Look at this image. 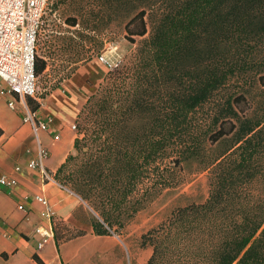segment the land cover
I'll use <instances>...</instances> for the list:
<instances>
[{"label": "trees", "instance_id": "16d2710c", "mask_svg": "<svg viewBox=\"0 0 264 264\" xmlns=\"http://www.w3.org/2000/svg\"><path fill=\"white\" fill-rule=\"evenodd\" d=\"M136 1L126 38L144 39L80 110L76 154L52 178L97 214V235L120 234L142 206L140 187H169L183 162L197 160L209 197L142 237L153 248L147 264H264V0L114 4ZM49 66L36 57L35 74ZM27 103L33 113L41 105Z\"/></svg>", "mask_w": 264, "mask_h": 264}, {"label": "crops", "instance_id": "0c3cea01", "mask_svg": "<svg viewBox=\"0 0 264 264\" xmlns=\"http://www.w3.org/2000/svg\"><path fill=\"white\" fill-rule=\"evenodd\" d=\"M108 70L93 59L40 99L36 123H46V129L25 120L26 109L17 98L0 96V177L17 180L14 188L0 192V264H39L35 257L44 264H141L122 235H97L93 209L52 178L74 152L80 108ZM13 100L15 107L9 105ZM42 150L48 153L42 165L49 179L32 167ZM38 227L42 232L36 234Z\"/></svg>", "mask_w": 264, "mask_h": 264}, {"label": "rangeland", "instance_id": "374dc122", "mask_svg": "<svg viewBox=\"0 0 264 264\" xmlns=\"http://www.w3.org/2000/svg\"><path fill=\"white\" fill-rule=\"evenodd\" d=\"M115 1L49 0L46 21L48 26H44L42 31L39 56L48 58L50 66L37 80L41 92L47 88L48 95L52 91V85L57 83L59 78L67 74L71 77L78 67L93 59L97 60L100 55L106 56L114 66H117L127 62L135 53L144 38L137 37L136 42L131 43L126 38L125 27L131 16L138 11L140 3L136 1L131 6L127 7L126 4L120 8L114 4ZM53 13L58 15L61 23L54 18ZM151 13L149 11V15ZM69 17H77L79 25L64 26L63 22L66 23ZM148 22V29L151 32L153 24L149 18ZM148 36L149 34L146 37ZM65 38L72 41L71 46L66 45ZM173 177L174 182L169 187L145 185L140 187L139 193L141 195L145 193L142 206L126 227L119 229V235L126 239L131 255L139 256L141 264H147L153 254L151 246L142 247V237L145 234L166 222L178 208L202 204L209 197L208 173L197 160L183 162Z\"/></svg>", "mask_w": 264, "mask_h": 264}, {"label": "built area", "instance_id": "2783aa9c", "mask_svg": "<svg viewBox=\"0 0 264 264\" xmlns=\"http://www.w3.org/2000/svg\"><path fill=\"white\" fill-rule=\"evenodd\" d=\"M50 2L49 0H0V96H12L21 101L26 109L25 120L34 124L36 129H46L44 122L36 123L33 113L27 103L28 98L40 101L41 92L37 86L38 76L35 74V60L39 56V43L44 26L46 25ZM57 18V14H52ZM66 26V23L63 22ZM50 32H56L50 30ZM98 60L109 70L114 64L104 55ZM17 100L9 103L15 107ZM75 129V126H74ZM40 159L32 164L33 168H40L45 178L50 176L43 169L42 159L48 153L42 150ZM17 180L14 177L3 175L0 177V192L14 188ZM46 204L45 200L41 199ZM42 232L38 227L36 234ZM46 243L43 240L39 244L42 248Z\"/></svg>", "mask_w": 264, "mask_h": 264}]
</instances>
